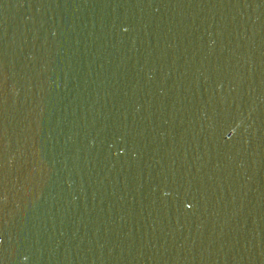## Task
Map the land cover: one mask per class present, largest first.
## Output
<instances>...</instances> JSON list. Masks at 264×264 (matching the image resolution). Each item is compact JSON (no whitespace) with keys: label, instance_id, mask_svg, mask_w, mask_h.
Here are the masks:
<instances>
[{"label":"water","instance_id":"95a60500","mask_svg":"<svg viewBox=\"0 0 264 264\" xmlns=\"http://www.w3.org/2000/svg\"><path fill=\"white\" fill-rule=\"evenodd\" d=\"M0 264H264V0H0Z\"/></svg>","mask_w":264,"mask_h":264}]
</instances>
